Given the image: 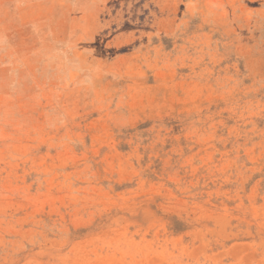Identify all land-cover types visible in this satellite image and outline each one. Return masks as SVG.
<instances>
[{
	"label": "rangeland",
	"instance_id": "1",
	"mask_svg": "<svg viewBox=\"0 0 264 264\" xmlns=\"http://www.w3.org/2000/svg\"><path fill=\"white\" fill-rule=\"evenodd\" d=\"M0 264H264V0H0Z\"/></svg>",
	"mask_w": 264,
	"mask_h": 264
}]
</instances>
